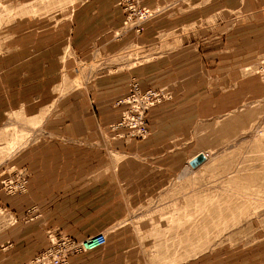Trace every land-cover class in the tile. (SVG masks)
I'll return each instance as SVG.
<instances>
[{"label":"crops","instance_id":"0c3cea01","mask_svg":"<svg viewBox=\"0 0 264 264\" xmlns=\"http://www.w3.org/2000/svg\"><path fill=\"white\" fill-rule=\"evenodd\" d=\"M138 1L159 12L132 29V36L116 35L124 19L117 0H80L63 30L23 40L18 50L0 55V109L17 108L26 118L39 117L44 107L50 110L44 122L48 142L17 157L18 166L30 172L26 193L9 196L0 188V211L20 213L30 202L43 204L42 217L52 226L49 203L69 200L74 187L86 194L94 184L103 187L100 202L111 201L113 193V202L137 207L153 201L171 179L192 173L188 161L196 154L209 157L228 142L249 137L248 128L259 122L264 82L251 69L264 62V0ZM160 36L151 56L114 61L63 95L53 90L51 77L66 59H88L91 45L110 53L126 43L151 46ZM131 79L170 94L148 109V135L141 140L115 136L108 128L118 118L122 105L117 101ZM31 221L0 228V264H23L44 248ZM60 226L71 235L87 234L67 222ZM8 241L13 245L6 246ZM87 253L70 264H140L130 251L122 258L114 242Z\"/></svg>","mask_w":264,"mask_h":264},{"label":"rangeland","instance_id":"374dc122","mask_svg":"<svg viewBox=\"0 0 264 264\" xmlns=\"http://www.w3.org/2000/svg\"><path fill=\"white\" fill-rule=\"evenodd\" d=\"M79 2L0 0V55L18 50L23 40L47 35L50 30H63L70 9ZM152 12L151 17L141 24L156 17L159 10ZM127 13L124 10V19L115 29L116 35L132 36V29H135L131 25L133 17L124 23ZM49 21L56 22V26L49 27ZM160 39L161 36L157 37L158 42L151 46L122 44L110 53H102L91 45V57L88 59H66L62 70L51 77V81L56 82L53 90L63 95L68 88L80 85L107 66L111 67L114 61L126 64L147 58L156 51ZM59 43L62 42L57 45ZM28 45L27 50L30 51L33 46ZM47 45L41 44L42 47ZM68 51L66 56H70ZM9 61L16 62L17 59L10 58ZM257 66L251 72L264 82ZM52 106L54 111L55 104ZM15 109L7 106L0 109V182L13 179L17 170L26 168L18 166V154L31 151L49 140L44 123L50 113L48 107L40 111L43 116L33 118H26L19 109ZM263 120L264 113L259 122L248 128L249 137L228 142L206 157L203 165L192 168V173L185 179H171L153 201L132 208L130 202H113V193L107 198L112 202H100L99 198L104 194L99 196L102 186L94 184L86 194H80L79 188L74 187L67 197L69 200L57 199L49 203L51 221L55 223L52 226H47L46 218L42 217L43 204L30 202L20 213L0 211V228L23 226L24 221H35L40 241L45 245L41 251L61 235L78 241L100 231L105 236L104 244L114 242L120 246L122 258H128L130 251L140 264H264ZM0 188L9 196L26 193V188L22 193H9L1 183ZM115 193L119 194L116 190ZM64 222L87 234L80 236L64 232L60 228ZM118 230L120 234H112ZM5 245L13 244L8 241ZM83 254L88 253L68 254L65 264H70L76 255Z\"/></svg>","mask_w":264,"mask_h":264},{"label":"built area","instance_id":"2783aa9c","mask_svg":"<svg viewBox=\"0 0 264 264\" xmlns=\"http://www.w3.org/2000/svg\"><path fill=\"white\" fill-rule=\"evenodd\" d=\"M119 0L117 3L124 5L127 11L126 21L133 17L132 27L138 28L140 24L151 17L154 12L140 6L138 0ZM263 60H259L257 69L264 77ZM170 98L168 90L164 88H151L141 86L137 81L131 79L127 85L125 95L117 101L122 105L115 122L108 124V128L116 131L115 136L127 139L141 140L148 135L146 125V114L149 108ZM264 121V120H263ZM204 158L205 154H204ZM28 171L22 168L15 172L13 179L1 180L2 187L9 193L25 191L28 178ZM104 234L100 231L89 235L82 240L70 239L61 235L58 240L51 242L50 246L33 256L27 264H65V257L68 254L89 252L104 245ZM59 246V247H57Z\"/></svg>","mask_w":264,"mask_h":264},{"label":"water","instance_id":"95a60500","mask_svg":"<svg viewBox=\"0 0 264 264\" xmlns=\"http://www.w3.org/2000/svg\"><path fill=\"white\" fill-rule=\"evenodd\" d=\"M203 161H204V156L202 155V153H198L188 161V165L194 168L199 164H201Z\"/></svg>","mask_w":264,"mask_h":264},{"label":"bare ground","instance_id":"6f19581e","mask_svg":"<svg viewBox=\"0 0 264 264\" xmlns=\"http://www.w3.org/2000/svg\"><path fill=\"white\" fill-rule=\"evenodd\" d=\"M151 12H152V10H151ZM203 155V154H202ZM204 156V155H203ZM206 157V156H205ZM204 160H205V158H204ZM205 162L203 161L201 164H199L197 167H200L201 165H203Z\"/></svg>","mask_w":264,"mask_h":264}]
</instances>
